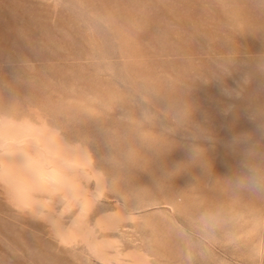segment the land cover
Masks as SVG:
<instances>
[{"label":"rangeland","instance_id":"374dc122","mask_svg":"<svg viewBox=\"0 0 264 264\" xmlns=\"http://www.w3.org/2000/svg\"><path fill=\"white\" fill-rule=\"evenodd\" d=\"M180 1L0 0V264H264V115H244L243 182L218 198L223 69L191 71L200 106L166 99L189 86ZM218 37L205 46L224 50Z\"/></svg>","mask_w":264,"mask_h":264},{"label":"bare ground","instance_id":"6f19581e","mask_svg":"<svg viewBox=\"0 0 264 264\" xmlns=\"http://www.w3.org/2000/svg\"><path fill=\"white\" fill-rule=\"evenodd\" d=\"M185 1H189V0H185ZM182 4L183 5L179 4L181 6L177 7L179 12H176L178 13V15L175 16L174 18V23L176 26L174 31H175V34H177L175 38V44H174L175 45L174 54L177 56H180L184 60V61H180L177 64V66L180 68L182 65L185 69H188V71L184 73H178V76L181 77L184 81L188 79L190 80L189 76H190L191 71H194L197 68L199 69L200 66L202 68L203 67L207 68L209 70V75H211L213 71L217 70L216 67L219 64L221 68L223 69V74H224V80H223L224 88L223 89H231V90H235V92L238 90L242 91L240 99L230 98L228 95H225V92H224L223 96L221 97V100H217V102H219L218 104H220V106L219 105L218 106L224 107L223 110L225 112V116H224V120L222 119L223 122L219 124V126L221 125V128L223 127V130H224L223 147L222 148H219V146L216 147V148H219L218 150L221 153L220 155L218 152H216L217 155L219 154L221 156L220 158L218 157L216 158H218L219 163L218 162L217 163L219 164V170L221 169L220 172L223 173V174H219L218 172V174L222 175L223 178L219 180V177H218L217 180L219 183H216V184L223 185V186L218 185V188L219 187L223 188V191H224V187L226 186V189H227L226 194L228 195L227 196L223 195V197L225 196L228 197L230 196L229 193L232 191V189L233 188L235 189L236 187H239V186L241 187L242 182H243L242 178L239 176L240 173L237 174V171H239L238 169H240L241 165H243L244 163H243L242 158L240 159V157H237L235 155L237 154L236 150L239 148H240V151L239 150L237 151H239L240 153H243V149H245L246 146L245 147L243 146V149H242V146L240 145V143L242 141L247 142L246 140H243L244 135H245L244 130L246 131V129L244 128L247 125H251V123L246 122L247 120L244 118V115L246 113L248 114L253 113L256 115L258 113L262 115L263 113L264 115V0H221L220 6H217L214 0H190V2H188L187 4H184V3ZM21 6L23 7L24 5H21ZM169 10L170 8L167 5V7L164 6L163 8H161L160 12L161 14L163 12V16H167L169 14L168 13ZM185 10L190 12L191 16L189 18V21H185V19L182 18L183 15L182 17L180 16V11H185ZM186 19L188 20V18ZM10 25L12 26V24ZM5 27L3 29L1 28V30H4V29L6 30ZM28 28L30 27L28 26ZM15 31H17V29ZM168 32L169 31L167 30V33ZM217 35L219 36L217 40L221 41L225 47L224 50L220 49L216 45H214L211 48H208L205 46L207 43L211 41L213 42L214 37H216ZM7 36L8 37L6 38L8 39L11 38L9 35ZM147 37L148 35L146 36V38ZM196 41L200 42L199 46H196L194 44ZM219 50H221V52H218ZM217 53L222 54V57H218L220 55ZM198 56L202 57L200 58V64H195L194 57H198ZM205 74H208V72H206ZM191 75H193V73ZM236 77L238 78V80L236 79ZM244 79L251 80L252 85L250 87L245 86L242 83ZM188 81L187 83H189V86H186L185 87L186 89L182 88L183 86L182 87L176 86L174 90L166 92L167 94L166 99H170V97H172V100H169L170 102L168 101L169 104L171 105L181 104L182 106L187 105L188 107L193 106V105L196 106L198 104V102L196 100H193L194 98H192L193 91L195 89L201 88L203 85L199 83H193L192 80H190L189 82ZM238 83L241 85L240 88H237ZM204 89H206L207 92L211 94V95L209 94V97H208L210 101L212 100L210 99L212 98V96L214 99L215 95H217V91H216L217 88H214L213 85H209L207 88H204ZM197 98H199V96ZM199 99L201 100L203 98H199ZM215 100H214V103L216 102ZM208 101L206 99L207 103H205L204 106L209 104ZM201 103H204V101ZM211 104L212 102H210V105ZM181 105L179 106L181 107ZM198 105L200 106V104ZM210 105H207V106L211 107ZM218 106H216V108ZM192 113L193 115L191 117L188 115L189 119L192 118L196 122L198 123L200 122L202 124L203 122L201 121H204L203 118L201 119L203 113L197 110H194ZM211 117H213V115H211ZM201 126H203V124ZM245 136H246L245 139H248L247 137L249 136H247V134ZM211 147H212L211 149L217 151L216 148H214L213 146ZM233 152L236 154H234ZM213 154L214 153L212 151H209L207 149V152L205 154V156H207L205 157L206 160H208V157H212L214 161L215 156ZM198 157H195L196 162H197ZM202 161L199 163L200 165L198 166H201V168L203 167L206 168V165H207V166H210V168H212L213 165H211L212 164L211 160H210L211 164H208V161L206 163L205 162L203 163ZM215 165L217 166V164ZM208 169L209 167L206 168V170ZM219 170H217V167H216V171H219ZM241 172H242V169H241ZM216 173L217 172H215L214 175ZM220 188H219V191L221 193H219V191L218 193L221 195L215 196L216 194L215 193L213 195L215 196L214 199H216L217 196L218 198L220 196L222 197L223 191H221L222 189ZM230 199L232 198L230 197Z\"/></svg>","mask_w":264,"mask_h":264},{"label":"clouds","instance_id":"9594fccd","mask_svg":"<svg viewBox=\"0 0 264 264\" xmlns=\"http://www.w3.org/2000/svg\"><path fill=\"white\" fill-rule=\"evenodd\" d=\"M242 83L245 86H251L252 85V81L249 79H244L242 81ZM241 85L238 83L237 84V88H240ZM223 91L225 92V95H228L230 98H235V99H240L241 98V92H235V90H231V89H223ZM190 117L193 115L192 112H189L188 114ZM209 138L211 140H215V136L212 133H209ZM235 139V137H234ZM194 154L196 155H202V154H206L207 149L204 148L203 146H198L196 148L193 149ZM5 176H7V171L5 170ZM253 183L259 185V184H264V172L262 171H258V170H253V177H252ZM14 198L17 200V206L19 207V209L21 211L28 209L30 210V206L25 203V201L23 199H21L18 194H14Z\"/></svg>","mask_w":264,"mask_h":264}]
</instances>
